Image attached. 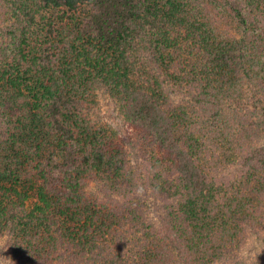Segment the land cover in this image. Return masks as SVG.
Here are the masks:
<instances>
[{"label":"trees","instance_id":"obj_1","mask_svg":"<svg viewBox=\"0 0 264 264\" xmlns=\"http://www.w3.org/2000/svg\"><path fill=\"white\" fill-rule=\"evenodd\" d=\"M0 238V264H264V0H0Z\"/></svg>","mask_w":264,"mask_h":264},{"label":"rangeland","instance_id":"obj_2","mask_svg":"<svg viewBox=\"0 0 264 264\" xmlns=\"http://www.w3.org/2000/svg\"><path fill=\"white\" fill-rule=\"evenodd\" d=\"M98 107L99 108L97 110L100 113L102 123L115 128L123 138L124 144L126 145L124 146L126 147L127 152L129 153L130 164L133 166L135 174H142V176L144 174L146 175L144 171V162L140 152L142 143H140L139 140H136L135 135L131 134L125 128L121 118L122 116L118 111L115 100L111 99L107 94L101 93ZM88 190L102 198L105 197V194L101 192V186L96 181L90 182ZM32 200L33 202L30 206L35 203L34 197L32 198ZM258 243H261L260 240L251 241V244H257V246L260 248L261 246ZM5 245V240H2L0 238V254L2 251L7 250V247H5ZM251 246L253 247L254 245ZM5 261L6 260L4 258L1 259V263H5Z\"/></svg>","mask_w":264,"mask_h":264}]
</instances>
